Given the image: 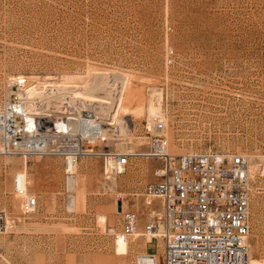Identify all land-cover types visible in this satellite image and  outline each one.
<instances>
[{
    "label": "rangeland",
    "instance_id": "1",
    "mask_svg": "<svg viewBox=\"0 0 264 264\" xmlns=\"http://www.w3.org/2000/svg\"><path fill=\"white\" fill-rule=\"evenodd\" d=\"M88 69L121 76L105 77L100 94L112 101L101 117L112 138L67 167L60 156L24 159L0 149V264H134L144 253L162 264L160 240H114L115 195L145 213L133 193L158 180L160 163L144 156L154 133L146 113L152 88L163 97L172 154L248 159L249 263L264 264V0H0V109L12 72L86 79ZM118 79L130 95L112 112ZM111 151L131 155L126 173L104 174ZM26 195L36 197L34 213L23 212Z\"/></svg>",
    "mask_w": 264,
    "mask_h": 264
},
{
    "label": "built area",
    "instance_id": "2",
    "mask_svg": "<svg viewBox=\"0 0 264 264\" xmlns=\"http://www.w3.org/2000/svg\"><path fill=\"white\" fill-rule=\"evenodd\" d=\"M11 88L0 109V149L6 155L24 159L55 155L65 165L76 164L82 157L95 155V143L107 144L112 138L106 120L93 111L96 102L84 101L74 93L66 98V92L56 88L39 89L30 98V87L23 88L20 81H12ZM153 124L156 132L147 138L144 156L160 163L155 170L158 180L133 193L141 198L145 213L126 195H115L120 232L114 239L121 235L128 240L140 234L160 240L163 264H250L246 156L217 152L174 155L162 118L154 116ZM103 156L105 175L126 173L130 154L111 151ZM13 188L18 190L16 184ZM36 207V197L26 195L23 212L34 213ZM5 226L6 216L0 212V230ZM134 264L157 263L153 255L144 253L136 256Z\"/></svg>",
    "mask_w": 264,
    "mask_h": 264
},
{
    "label": "bare ground",
    "instance_id": "3",
    "mask_svg": "<svg viewBox=\"0 0 264 264\" xmlns=\"http://www.w3.org/2000/svg\"><path fill=\"white\" fill-rule=\"evenodd\" d=\"M77 74L75 75L74 74L73 75H69V74L55 75V74L50 73V74L40 75L34 72H28V73L12 72L8 76L11 81H20L23 84V88L30 87L27 90V93L29 94L30 98H32V96L35 93H38L39 89L56 88L58 90L59 89L64 90L66 92L65 93L66 98H68L69 95H73L74 93L75 94L74 96H76L77 94V96H79L80 99L84 101L88 100V101L96 102L95 107L93 108V111L95 112V114L97 115L99 119H102L101 117H103L106 113L111 112L109 111V109H107L108 106H105L104 104H107V103L109 104V101L112 102L111 100H107L106 95H100L101 91L105 89V85L107 86V84L105 83V80H106L105 77L112 76L113 79L116 77L118 78L120 77L121 79L120 74L112 72V71L90 70L88 73L89 75L87 77H84L86 79H83V77L81 76L82 74L81 75H77ZM119 82L122 84L118 88V90L116 88V92H117L116 98L114 96H109V97H112L111 99L114 98V101H115V105H114L115 107L112 108V112L117 111L123 105L124 101H126L127 96L130 95L129 83L125 79H122L121 81L119 80ZM150 90H151L150 93L148 92L149 97L147 98L148 101L146 105L147 129L153 130L154 133L156 132L154 124L152 127V123H153L154 116H159L162 118V121L164 124V133H166L165 132L166 119H165L164 114L162 113V106H163L162 105V99H163L162 94L160 90H157L154 88ZM95 94H98V96H95ZM103 99L106 101L104 102ZM109 106L111 105L109 104ZM123 143L124 142L122 141L121 145ZM184 154H187V153H184ZM72 165L74 164H66L65 166L67 167V166H72ZM248 171H249V168H248ZM115 210L119 214V209H116L115 207ZM141 231H139V233ZM137 236H140V234H138ZM117 238L125 239L121 235H118ZM144 238L151 240L152 244L155 243V241L152 240L149 236H146ZM163 261H164V255L162 257V264H163Z\"/></svg>",
    "mask_w": 264,
    "mask_h": 264
}]
</instances>
